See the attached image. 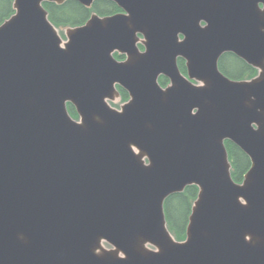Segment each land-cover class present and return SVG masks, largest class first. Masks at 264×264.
<instances>
[{
    "label": "water",
    "instance_id": "obj_1",
    "mask_svg": "<svg viewBox=\"0 0 264 264\" xmlns=\"http://www.w3.org/2000/svg\"><path fill=\"white\" fill-rule=\"evenodd\" d=\"M66 1L0 24V264H264V0H109L63 36L43 3ZM227 52L256 76H225ZM188 186L177 240L164 202Z\"/></svg>",
    "mask_w": 264,
    "mask_h": 264
},
{
    "label": "trees",
    "instance_id": "obj_2",
    "mask_svg": "<svg viewBox=\"0 0 264 264\" xmlns=\"http://www.w3.org/2000/svg\"><path fill=\"white\" fill-rule=\"evenodd\" d=\"M12 1L0 0V24L12 15ZM49 13V19L56 26H78L84 24L92 12L100 16L113 14L119 9L108 0H95L91 9H87L75 0H68L61 5L54 3L43 4ZM178 67L182 73L186 69L183 62L180 61ZM220 70L233 79L250 78L255 75V70L245 64L232 54L222 56L219 62ZM162 83V81L160 80ZM121 98L127 99V94L123 90H119ZM71 115H75L73 107L68 106ZM229 160L232 164V178L236 182H241L244 174L250 167V161L237 146L230 142H225ZM197 188L188 186L182 193L169 196L164 202V212L168 228L177 240L185 238V229L191 212V206L196 198Z\"/></svg>",
    "mask_w": 264,
    "mask_h": 264
},
{
    "label": "flooded vegetation",
    "instance_id": "obj_3",
    "mask_svg": "<svg viewBox=\"0 0 264 264\" xmlns=\"http://www.w3.org/2000/svg\"><path fill=\"white\" fill-rule=\"evenodd\" d=\"M109 1V0H108ZM110 2H112V1H110ZM112 3H114V2H112ZM115 4V3H114ZM116 5V4H115ZM117 6V5H116ZM117 8L119 9V11H117V12H115V13H113V14H108V15H105V16H110V15H114V14H118V13H121L122 12V10H120V8L117 6ZM180 36V38L182 39L183 37L181 36V35H179ZM139 48L141 49V50H143V47L142 46H140L139 45ZM226 54H232V53H230V52H227V53H224V54H222L221 55V57L219 58V60H218V67H219V62H220V60H221V58H222V56H224V55H226ZM232 55H234V54H232ZM114 58L116 59V60H118V61H123L124 59H125V56H122V55H119V54H117V53H115L114 55ZM235 57H237L236 55H234ZM238 58V57H237ZM238 59H240V58H238ZM241 61H243L242 59H240ZM180 61H182L183 62V65H184V67H185V69H186V65H185V61L183 60V59H181V58H177V66H178V64H179V62ZM244 62V61H243ZM245 64H246V62H244ZM248 65V64H247ZM249 67H251L250 65H248ZM179 68V67H178ZM252 69H254L253 67H251ZM180 70V69H179ZM219 70H220V67H219ZM255 70V75H253L252 77H250V78H242V79H233V78H230L229 76H227V75H225L221 70V72L225 75V76H227L228 78H230V79H233V80H248V79H251V78H253L254 76H256V74H257V70L256 69H254ZM184 75H187V70L185 71V73H183ZM160 80L162 81V83L160 82ZM159 82H160V84L161 85H163V86H166L168 83H169V80H167V79H165V78H163V77H159ZM118 90H122L121 88H118ZM124 91V90H123ZM120 92V91H119ZM127 94V93H126ZM126 100V99H125ZM123 98L121 99V102H123V101H125ZM74 112H75V115L73 116L72 115V117L74 118V119H77L78 118V116H77V113H76V111L74 110ZM228 141V140H227ZM227 141H225V142H227ZM228 142H230V141H228ZM230 143H232V142H230ZM233 144V143H232ZM236 146V145H235Z\"/></svg>",
    "mask_w": 264,
    "mask_h": 264
},
{
    "label": "rangeland",
    "instance_id": "obj_4",
    "mask_svg": "<svg viewBox=\"0 0 264 264\" xmlns=\"http://www.w3.org/2000/svg\"><path fill=\"white\" fill-rule=\"evenodd\" d=\"M60 34L63 35L62 28H60ZM121 101L119 99H116L115 102L110 103L114 108H119L121 105Z\"/></svg>",
    "mask_w": 264,
    "mask_h": 264
}]
</instances>
